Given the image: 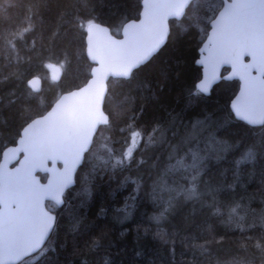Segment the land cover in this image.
<instances>
[{"label":"trees","instance_id":"obj_1","mask_svg":"<svg viewBox=\"0 0 264 264\" xmlns=\"http://www.w3.org/2000/svg\"><path fill=\"white\" fill-rule=\"evenodd\" d=\"M142 1L0 0V160L26 124L90 78L88 25L119 36ZM222 4L194 0L148 63L109 81V124L67 192L77 202L41 261L21 264H264V125L234 116L238 81L210 95L197 88L199 49ZM36 76L40 92L28 86Z\"/></svg>","mask_w":264,"mask_h":264},{"label":"water","instance_id":"obj_2","mask_svg":"<svg viewBox=\"0 0 264 264\" xmlns=\"http://www.w3.org/2000/svg\"><path fill=\"white\" fill-rule=\"evenodd\" d=\"M194 0H143L140 16L119 36L103 24L86 30V52L93 64L88 81L61 94L49 110L24 126L0 160V264H19L49 240L56 215L47 201L61 205L76 186V175L100 128L109 124L104 105L111 79H129L168 42L171 20L180 21ZM202 76L197 88L210 95L224 81H238L231 100L236 119L264 125V0H223L199 49ZM224 70H227L224 73ZM59 82L62 70L50 68ZM33 92L42 79L28 82ZM17 163L15 166H13ZM39 174L47 175L45 182Z\"/></svg>","mask_w":264,"mask_h":264},{"label":"flooded vegetation","instance_id":"obj_3","mask_svg":"<svg viewBox=\"0 0 264 264\" xmlns=\"http://www.w3.org/2000/svg\"><path fill=\"white\" fill-rule=\"evenodd\" d=\"M94 144H95V140H94L92 149L94 148ZM16 164L17 163H15L13 166H15ZM39 176L41 177V181L42 182L46 181L47 175L39 174ZM43 177H44V179H43ZM66 194L67 193H65L64 200H63L61 205H58L57 203L52 202V201H47L46 202L47 209L50 212H52L53 214L56 215V222H55V225H54V228H53V232H52L49 240L47 241V243L42 247V249L40 251H38L36 254L32 255L31 257L25 259L23 261V263L26 260L29 261V260H32V259H33L32 261H34V262H39L49 252V249H51V247H50V243L52 242L51 239H52V237L54 235H56L58 233L59 224H60L61 220L64 217H66L69 214V212L72 211V202H77L75 199L69 198L68 194H67V197H66Z\"/></svg>","mask_w":264,"mask_h":264},{"label":"rangeland","instance_id":"obj_4","mask_svg":"<svg viewBox=\"0 0 264 264\" xmlns=\"http://www.w3.org/2000/svg\"><path fill=\"white\" fill-rule=\"evenodd\" d=\"M133 145H135V143L133 144ZM85 175H88L89 177L91 176V178H92V175L90 174V173H87V174H85ZM82 189V190H81ZM81 190V191H80ZM78 191H80V195L81 196H90V193H91V186H87V187H82V188H80Z\"/></svg>","mask_w":264,"mask_h":264},{"label":"bare ground","instance_id":"obj_5","mask_svg":"<svg viewBox=\"0 0 264 264\" xmlns=\"http://www.w3.org/2000/svg\"><path fill=\"white\" fill-rule=\"evenodd\" d=\"M31 256H32V255H31ZM31 256H29V257H31ZM29 257H27V258H29ZM27 258H25V259H27ZM25 259H24V260H25ZM24 260H23V261H24ZM23 261H22V262H23ZM22 262H21V263H22ZM21 263H19V264H21Z\"/></svg>","mask_w":264,"mask_h":264}]
</instances>
